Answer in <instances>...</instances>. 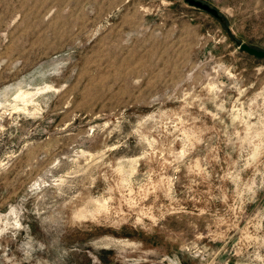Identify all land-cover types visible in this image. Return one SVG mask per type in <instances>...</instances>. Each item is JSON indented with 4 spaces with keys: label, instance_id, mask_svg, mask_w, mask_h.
Returning a JSON list of instances; mask_svg holds the SVG:
<instances>
[{
    "label": "rangeland",
    "instance_id": "rangeland-1",
    "mask_svg": "<svg viewBox=\"0 0 264 264\" xmlns=\"http://www.w3.org/2000/svg\"><path fill=\"white\" fill-rule=\"evenodd\" d=\"M199 1L0 0V264H264V0Z\"/></svg>",
    "mask_w": 264,
    "mask_h": 264
},
{
    "label": "water",
    "instance_id": "water-1",
    "mask_svg": "<svg viewBox=\"0 0 264 264\" xmlns=\"http://www.w3.org/2000/svg\"><path fill=\"white\" fill-rule=\"evenodd\" d=\"M183 1L188 6L209 14L210 16L215 18V20L216 19L217 20L222 19L219 12L215 8L210 7L206 3H203V2L201 3V1H199V0H183ZM238 47H239L240 51L244 52V54L246 53L249 56H252V57L257 58V59H264V51L256 50L254 48L246 46L245 44H240Z\"/></svg>",
    "mask_w": 264,
    "mask_h": 264
},
{
    "label": "bare ground",
    "instance_id": "bare-ground-1",
    "mask_svg": "<svg viewBox=\"0 0 264 264\" xmlns=\"http://www.w3.org/2000/svg\"><path fill=\"white\" fill-rule=\"evenodd\" d=\"M16 96H17L16 98H20L21 97V98L25 99L28 96V94L20 93L19 95H16Z\"/></svg>",
    "mask_w": 264,
    "mask_h": 264
}]
</instances>
